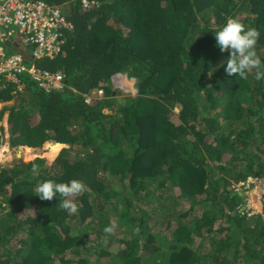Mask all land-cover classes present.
Returning a JSON list of instances; mask_svg holds the SVG:
<instances>
[{"label":"trees","instance_id":"trees-1","mask_svg":"<svg viewBox=\"0 0 264 264\" xmlns=\"http://www.w3.org/2000/svg\"><path fill=\"white\" fill-rule=\"evenodd\" d=\"M42 1L70 23L61 51L18 52L64 87L22 73L23 92L0 90V104L17 99L0 122L12 147L70 148L50 167H0V264H264V216L233 188L264 178V81L227 75L213 33L233 18L259 29L264 60V0ZM118 76L134 97L119 99ZM72 179L86 185L72 215L35 196Z\"/></svg>","mask_w":264,"mask_h":264},{"label":"built area","instance_id":"built-area-1","mask_svg":"<svg viewBox=\"0 0 264 264\" xmlns=\"http://www.w3.org/2000/svg\"><path fill=\"white\" fill-rule=\"evenodd\" d=\"M81 1L85 9L92 5L91 0ZM68 29L70 23L58 6L37 0H0V75L6 74L8 79L19 83V75L26 72L40 89L46 92L62 90L63 75L44 73L35 65L27 69L23 55L7 57L5 48L20 36L23 47L32 48L34 59L52 58L60 53L62 36ZM94 94L102 96L104 92ZM0 137L2 142L4 136L1 127ZM233 188L247 196L245 208L249 216L261 212L260 190L262 188L264 194V179H249Z\"/></svg>","mask_w":264,"mask_h":264},{"label":"clouds","instance_id":"clouds-1","mask_svg":"<svg viewBox=\"0 0 264 264\" xmlns=\"http://www.w3.org/2000/svg\"><path fill=\"white\" fill-rule=\"evenodd\" d=\"M37 1H42V0H37ZM79 1L82 5V1L81 0ZM91 1L93 2V0ZM46 4L51 6H58L61 8V6L59 5H52L49 3ZM213 33L216 41V47L219 49V51L222 54L223 53L229 54V58L226 61H224L221 65L222 67L226 65V67H224V71L226 72L227 75L229 76L235 75L237 79H247L248 74L253 70H255V80L264 81V60H262L261 56L258 54L257 51L258 41L260 40L261 37V31L259 29L254 27L246 28L237 19L233 18L227 20L226 23L219 28V30ZM21 42L22 41L20 40V36H19L15 38V40H13L10 44H8L5 48L6 56L11 57L15 54L23 55L21 52H18V50L22 47L30 51V53H28V56L31 57V60H37L34 59L32 56L33 53L32 48L27 49L23 47V44ZM10 50L16 51L15 54L7 55V52H9ZM24 59L27 65V60L26 58ZM32 65L37 66L36 63H32L30 66L27 65L28 67L26 68L30 69ZM56 74H60V73H56ZM211 75L212 72L210 71L209 76ZM20 76L21 75H19V79H18L19 83H17L12 81L11 79H8L6 74L0 75V90H4L8 86V84H13L16 86L17 92H23L25 86L23 85ZM32 82L34 85H36V87H38L33 80ZM21 86L23 87L22 91H20ZM0 127L5 132L4 127L2 126ZM6 135L7 132H5L4 137ZM2 143L3 141L0 142V146L2 145ZM39 170H40V165L32 164L31 172L33 175H39ZM85 190H86V185L81 180L72 179L63 183L56 182L55 180H45L36 186L35 196H37L41 201H52L54 198L58 199L59 201L58 208L63 209L68 215H72L73 213H76L78 211L77 204L73 201V197L79 196ZM241 195L243 197L244 196L247 197L244 194ZM260 195L262 196V205L260 209L261 212L253 216L248 215L249 217H255L260 215L264 216V194L262 192V188L260 190ZM115 227H116L115 224H110L109 226H106L103 231L106 234H112Z\"/></svg>","mask_w":264,"mask_h":264},{"label":"rangeland","instance_id":"rangeland-1","mask_svg":"<svg viewBox=\"0 0 264 264\" xmlns=\"http://www.w3.org/2000/svg\"><path fill=\"white\" fill-rule=\"evenodd\" d=\"M242 17L244 18L245 16L242 15ZM12 54H15V53L7 52V55H12ZM22 89L23 87L21 86L20 91H22ZM113 89H116L117 91H121V94H119V99L121 100L127 97H131V96L134 97L137 93L134 87V81L129 80L126 76H119L116 79H114ZM99 97L103 98L104 95L99 96ZM87 100L90 101L89 97ZM16 103H17V99H15L14 101L8 104H0V113L3 112L5 107H11ZM106 113H110V112L106 110ZM5 117L6 115H4L2 121L0 122V126L4 127L5 132H7V135L4 137L3 143L0 146V150L3 148L7 149V150L3 149L6 152H4L2 156H0V167L1 168H10L19 163L28 164L29 162L34 161L38 158L44 159L47 162V166L50 167L57 160V158L63 153L64 150H68L70 148L69 146H58V145H55V143L49 142L43 145V147L41 148H36V149L31 148L32 152L27 153L26 151L28 149H26V147H12L10 144V140H9L10 136L8 135V127L5 124L6 123V119H4ZM54 148L56 149V156L52 158L50 154ZM110 243L111 242L109 240L105 241L103 237L99 238L95 243L96 245L95 249H98V248L100 249L104 245L108 246ZM91 257L92 256H90V258Z\"/></svg>","mask_w":264,"mask_h":264},{"label":"bare ground","instance_id":"bare-ground-1","mask_svg":"<svg viewBox=\"0 0 264 264\" xmlns=\"http://www.w3.org/2000/svg\"><path fill=\"white\" fill-rule=\"evenodd\" d=\"M56 144V143H55ZM58 145V144H57ZM62 146V145H61ZM3 149H5V148H3ZM3 149H1L0 150V156H2V154L4 153V152H6V151H4ZM26 149H28L26 152L27 153H31L32 151V149L31 148H27L26 147ZM5 150H7V149H5ZM50 156L52 157V158H54L55 156H56V149L54 148L52 151H51V154H50Z\"/></svg>","mask_w":264,"mask_h":264},{"label":"water","instance_id":"water-1","mask_svg":"<svg viewBox=\"0 0 264 264\" xmlns=\"http://www.w3.org/2000/svg\"><path fill=\"white\" fill-rule=\"evenodd\" d=\"M8 114H6V116H7Z\"/></svg>","mask_w":264,"mask_h":264}]
</instances>
